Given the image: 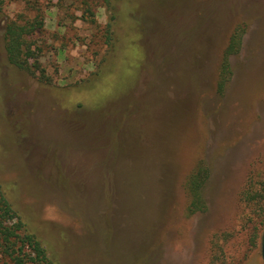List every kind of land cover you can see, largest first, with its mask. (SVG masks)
I'll list each match as a JSON object with an SVG mask.
<instances>
[{
	"label": "rangeland",
	"instance_id": "1",
	"mask_svg": "<svg viewBox=\"0 0 264 264\" xmlns=\"http://www.w3.org/2000/svg\"><path fill=\"white\" fill-rule=\"evenodd\" d=\"M123 2L134 24L117 26L116 42L140 45L144 62L89 112L75 94L108 54L104 0H88L92 16L82 0H0V187L54 264H264V207L243 200L251 177L254 191L264 182V0ZM37 15L50 85L5 52L6 24ZM200 162L207 210L189 216L185 185Z\"/></svg>",
	"mask_w": 264,
	"mask_h": 264
},
{
	"label": "trees",
	"instance_id": "2",
	"mask_svg": "<svg viewBox=\"0 0 264 264\" xmlns=\"http://www.w3.org/2000/svg\"><path fill=\"white\" fill-rule=\"evenodd\" d=\"M28 1V0H27ZM86 5L85 13L93 15L88 0H82ZM107 9L111 12V20L107 24L108 54L100 69V75L89 87L84 86L76 90L75 97L79 98L77 108L80 110L96 111L107 103L110 96L118 90L125 89L134 80L136 71L135 58L140 57L143 64L144 55L140 45L137 47L131 43L120 44L115 39V28L118 26L121 32L125 27L133 25L129 2L122 0H104ZM129 12L126 13L125 12ZM125 14V15H123ZM121 17L123 23L119 25L117 19ZM44 28V20L37 15L33 20L23 24L11 20L6 24L4 32V46L8 63L20 70L26 71L42 85H50V76L43 65V49L33 39ZM245 28L237 26L231 33L227 45L223 51L218 76L217 93L224 95L225 89L232 78L231 57L237 55L242 48ZM122 33L118 38L123 39ZM124 40V39H123ZM115 65L107 71L108 62ZM129 67L128 71L124 66ZM110 90V91H109ZM109 91V92H108ZM70 99L67 103L70 104ZM209 168L205 162H200L186 181V191L190 197L188 215L192 216L207 210V204L203 196V189L209 178ZM258 191H254V180L251 177L249 187L243 193V200L251 205L264 207V182ZM0 253L8 260V264H54L48 255V250L35 233L30 231L20 214L13 208L5 191L0 187ZM6 263V264H7Z\"/></svg>",
	"mask_w": 264,
	"mask_h": 264
}]
</instances>
